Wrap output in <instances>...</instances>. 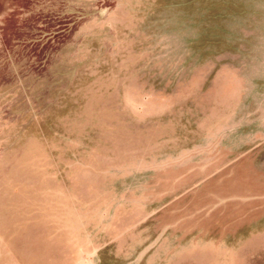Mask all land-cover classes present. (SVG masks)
I'll use <instances>...</instances> for the list:
<instances>
[{
	"label": "rangeland",
	"instance_id": "374dc122",
	"mask_svg": "<svg viewBox=\"0 0 264 264\" xmlns=\"http://www.w3.org/2000/svg\"><path fill=\"white\" fill-rule=\"evenodd\" d=\"M0 264H264V0H0Z\"/></svg>",
	"mask_w": 264,
	"mask_h": 264
}]
</instances>
